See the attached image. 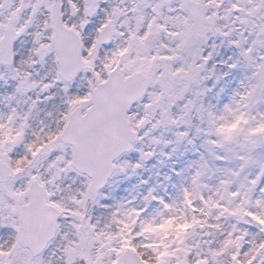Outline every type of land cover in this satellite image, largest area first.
I'll use <instances>...</instances> for the list:
<instances>
[{
  "label": "snow or ice",
  "instance_id": "obj_1",
  "mask_svg": "<svg viewBox=\"0 0 264 264\" xmlns=\"http://www.w3.org/2000/svg\"><path fill=\"white\" fill-rule=\"evenodd\" d=\"M0 264H264V0H0Z\"/></svg>",
  "mask_w": 264,
  "mask_h": 264
}]
</instances>
